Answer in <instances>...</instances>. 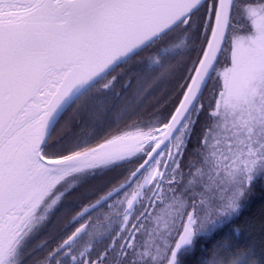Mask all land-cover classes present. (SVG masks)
Listing matches in <instances>:
<instances>
[{
	"label": "snow or ice",
	"instance_id": "1",
	"mask_svg": "<svg viewBox=\"0 0 264 264\" xmlns=\"http://www.w3.org/2000/svg\"><path fill=\"white\" fill-rule=\"evenodd\" d=\"M0 264H264V0H0Z\"/></svg>",
	"mask_w": 264,
	"mask_h": 264
}]
</instances>
